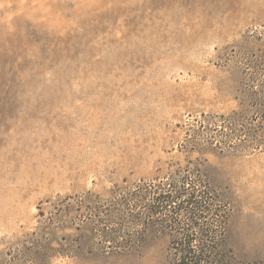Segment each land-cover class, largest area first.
<instances>
[{"label":"rangeland","instance_id":"1","mask_svg":"<svg viewBox=\"0 0 264 264\" xmlns=\"http://www.w3.org/2000/svg\"><path fill=\"white\" fill-rule=\"evenodd\" d=\"M181 189L264 264V0H0V264H168Z\"/></svg>","mask_w":264,"mask_h":264},{"label":"trees","instance_id":"2","mask_svg":"<svg viewBox=\"0 0 264 264\" xmlns=\"http://www.w3.org/2000/svg\"><path fill=\"white\" fill-rule=\"evenodd\" d=\"M156 200L158 206L150 207L148 216L151 217L159 210L165 211V214L162 213L165 217L162 222L169 225V230L177 231V235L169 239L168 264H247L234 258L233 252L225 243V237L217 232V230L219 232L226 230L225 212L217 215L216 219H206L207 215L212 214L206 207L207 200H203L202 196L192 192H182V189L175 190L173 194L165 193L164 196H158ZM153 208L154 211H152ZM171 214L175 215V218L171 217ZM179 218L183 221H179ZM136 242L142 243L141 240ZM254 264H261V262Z\"/></svg>","mask_w":264,"mask_h":264}]
</instances>
